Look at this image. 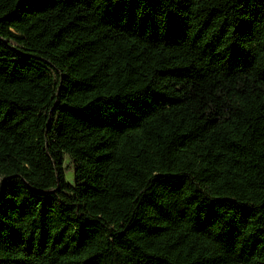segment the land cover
Masks as SVG:
<instances>
[{
  "label": "trees",
  "instance_id": "trees-1",
  "mask_svg": "<svg viewBox=\"0 0 264 264\" xmlns=\"http://www.w3.org/2000/svg\"><path fill=\"white\" fill-rule=\"evenodd\" d=\"M0 264H264V0H0Z\"/></svg>",
  "mask_w": 264,
  "mask_h": 264
},
{
  "label": "rangeland",
  "instance_id": "rangeland-1",
  "mask_svg": "<svg viewBox=\"0 0 264 264\" xmlns=\"http://www.w3.org/2000/svg\"><path fill=\"white\" fill-rule=\"evenodd\" d=\"M65 167H66V177L69 183H74V169L72 160L68 155L65 156Z\"/></svg>",
  "mask_w": 264,
  "mask_h": 264
}]
</instances>
